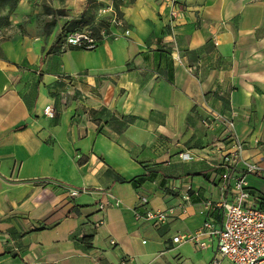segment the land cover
<instances>
[{
	"label": "crops",
	"instance_id": "obj_1",
	"mask_svg": "<svg viewBox=\"0 0 264 264\" xmlns=\"http://www.w3.org/2000/svg\"><path fill=\"white\" fill-rule=\"evenodd\" d=\"M94 1L45 0L48 13L34 5L0 34V264H207L214 237L203 249L170 238L202 223L206 201L230 199L228 129L202 124L210 111L233 119L241 158L264 168V0H176L173 38L165 0H120L128 35L61 48L103 24L109 1L68 29ZM244 179L264 207V176ZM168 207L158 225L134 217Z\"/></svg>",
	"mask_w": 264,
	"mask_h": 264
},
{
	"label": "built area",
	"instance_id": "obj_2",
	"mask_svg": "<svg viewBox=\"0 0 264 264\" xmlns=\"http://www.w3.org/2000/svg\"><path fill=\"white\" fill-rule=\"evenodd\" d=\"M168 16L169 35L173 38L174 21L181 16L179 7L176 6V0H165ZM104 15V22L95 30L91 28L77 29L66 33L60 47H74L82 50H90L106 38L112 35H118L112 31L114 27L122 28L121 34L128 35L129 29L125 27L124 21L119 17L112 7L106 5L100 9ZM173 41V39H172ZM216 44V41L213 42ZM174 46V42H173ZM46 117H53L54 111L50 105H45L42 110ZM209 120V122L207 121ZM202 124L222 123L227 129V138L229 139V148L220 155L218 165L221 167L220 180L223 186L229 181L230 199L228 201H206L204 203V219L202 223L191 232L176 234L170 238L171 243L189 242L198 249L205 248L211 239L215 238L216 255L213 256L207 264H221L223 259L230 264H264V207H258L251 203L249 192L244 175L250 173L264 176V168L258 164L241 158V142L234 131V122L230 118H222L218 113L210 111V118L203 119ZM181 159L188 158L185 152L178 153ZM243 165L241 172L236 173V165ZM79 191L74 188L67 189L69 196H74ZM188 194L182 193V201L188 200ZM140 204L145 205L147 200L144 195L138 197ZM105 204L100 203L99 208ZM111 205H118V200L111 202ZM172 207L164 210L145 209L143 213H136L134 217L145 221L150 225H158L166 219L171 213ZM221 209V224L219 227L214 225L215 212ZM143 243L144 241L141 240ZM110 243H113L110 240ZM122 260L125 257L121 258ZM129 256L126 257V260ZM182 264H189L183 261Z\"/></svg>",
	"mask_w": 264,
	"mask_h": 264
},
{
	"label": "rangeland",
	"instance_id": "obj_3",
	"mask_svg": "<svg viewBox=\"0 0 264 264\" xmlns=\"http://www.w3.org/2000/svg\"><path fill=\"white\" fill-rule=\"evenodd\" d=\"M44 1L45 0H40V3L34 0H0V34L7 29L9 30L17 27L21 29V22L24 21V18L31 16L35 14L36 11H38L37 9L39 8H36L34 5H42L43 8L39 10L48 13L50 11V7L48 4H45ZM106 1H109V3L112 4L113 8L117 10V5L120 0H95L94 3L89 4L83 10L81 19H79L80 22L71 23L68 29L79 28L83 27L86 24H89L93 16L96 15L97 6L105 5ZM145 240L146 237H143L144 242ZM221 264L230 263L227 260L223 259L221 261Z\"/></svg>",
	"mask_w": 264,
	"mask_h": 264
},
{
	"label": "trees",
	"instance_id": "obj_4",
	"mask_svg": "<svg viewBox=\"0 0 264 264\" xmlns=\"http://www.w3.org/2000/svg\"><path fill=\"white\" fill-rule=\"evenodd\" d=\"M57 42H58V43L60 42V37L57 38Z\"/></svg>",
	"mask_w": 264,
	"mask_h": 264
}]
</instances>
